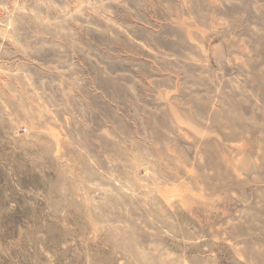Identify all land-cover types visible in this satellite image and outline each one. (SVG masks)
I'll return each mask as SVG.
<instances>
[{"label":"rangeland","instance_id":"rangeland-1","mask_svg":"<svg viewBox=\"0 0 264 264\" xmlns=\"http://www.w3.org/2000/svg\"><path fill=\"white\" fill-rule=\"evenodd\" d=\"M0 264H264V0H0Z\"/></svg>","mask_w":264,"mask_h":264}]
</instances>
